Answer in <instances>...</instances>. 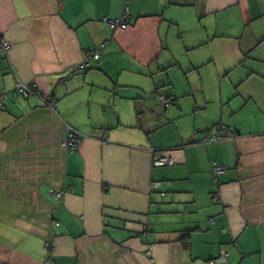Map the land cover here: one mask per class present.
<instances>
[{
  "label": "crops",
  "instance_id": "1",
  "mask_svg": "<svg viewBox=\"0 0 264 264\" xmlns=\"http://www.w3.org/2000/svg\"><path fill=\"white\" fill-rule=\"evenodd\" d=\"M0 39V264H264V0H0Z\"/></svg>",
  "mask_w": 264,
  "mask_h": 264
},
{
  "label": "built area",
  "instance_id": "2",
  "mask_svg": "<svg viewBox=\"0 0 264 264\" xmlns=\"http://www.w3.org/2000/svg\"><path fill=\"white\" fill-rule=\"evenodd\" d=\"M127 17H128V12L126 11L121 17L116 18V19H110V18H104L110 29L111 30H116V29H125L128 26V21H127ZM0 44L6 48L8 46V42L4 41L3 39H0ZM107 44V42H103L100 47L95 48L93 50H90L87 52V55L84 59V61H82L79 64H76L74 66V69L76 71L79 70H84L89 66V61L91 58H99L101 56V49L103 47H105ZM17 91L19 93H21L24 96H28L31 93H36V86L35 84L31 83V84H24V83H19L17 86ZM8 97V95L6 93L2 94L0 93V106L3 105V100L4 98ZM160 101L161 104L163 106H168L170 105V100L167 96L165 95H160ZM81 134L80 132L76 131L75 128L72 127H68L67 129V137L63 142V145L65 146L66 149L68 150H74L76 148H78L81 144ZM223 137H225V135H223L222 133H212V134H207V136L202 139L200 142L203 144L209 143V142H214L217 140L222 139ZM153 152V163L154 165H170L174 163V159L172 157L171 154L165 152V151H158L156 149L152 150ZM224 170L223 166H220L218 164H214L212 166V172L213 173H219L222 172ZM57 196H60L61 193H56ZM228 259V254L227 253H223L221 254L219 257L211 259L209 261V264H221L222 262L227 261Z\"/></svg>",
  "mask_w": 264,
  "mask_h": 264
},
{
  "label": "rangeland",
  "instance_id": "3",
  "mask_svg": "<svg viewBox=\"0 0 264 264\" xmlns=\"http://www.w3.org/2000/svg\"><path fill=\"white\" fill-rule=\"evenodd\" d=\"M168 73H169V76L171 77V80H172V68H170V69H168V71H167ZM163 88H166V86H164V87H162V89ZM162 93V92H161ZM161 93L160 94H154V93H152L151 94V96H152V100L150 101L153 105H155V103H156V101H157V99L159 98V95H161ZM148 99V98H147ZM171 107H172V104L170 105ZM158 107H160V110H163L164 109V107H161V104H160V101H159V99H158ZM188 109V108H187Z\"/></svg>",
  "mask_w": 264,
  "mask_h": 264
},
{
  "label": "trees",
  "instance_id": "4",
  "mask_svg": "<svg viewBox=\"0 0 264 264\" xmlns=\"http://www.w3.org/2000/svg\"><path fill=\"white\" fill-rule=\"evenodd\" d=\"M75 70V69H74ZM170 100V102L171 103H173L174 101L173 100H171V99H169ZM171 103H170V105H171ZM170 105H168V106H170ZM168 106H165V107H168ZM209 134H212V133H209ZM210 261V260H209Z\"/></svg>",
  "mask_w": 264,
  "mask_h": 264
}]
</instances>
